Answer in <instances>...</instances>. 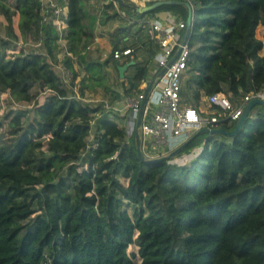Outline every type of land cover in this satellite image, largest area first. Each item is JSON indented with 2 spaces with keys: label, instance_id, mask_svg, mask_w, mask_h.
Segmentation results:
<instances>
[{
  "label": "trees",
  "instance_id": "16d2710c",
  "mask_svg": "<svg viewBox=\"0 0 264 264\" xmlns=\"http://www.w3.org/2000/svg\"><path fill=\"white\" fill-rule=\"evenodd\" d=\"M91 1L101 3V18L87 10L89 0H67L59 33L42 0H0V95L16 104L0 116V264H264L261 108L232 137L200 134L169 160L142 162L118 121L128 113L109 107L149 78L160 47L147 22L159 11L186 21L188 11L175 4L140 14ZM174 1L192 10L182 105L222 94L237 107L264 92V43L255 34L264 0ZM97 19L118 24L108 56L87 60ZM60 39L70 53L61 60ZM125 48L131 58H113ZM74 63L86 74L77 83ZM95 88L107 99L87 100ZM235 123L214 125L231 131Z\"/></svg>",
  "mask_w": 264,
  "mask_h": 264
},
{
  "label": "built area",
  "instance_id": "2783aa9c",
  "mask_svg": "<svg viewBox=\"0 0 264 264\" xmlns=\"http://www.w3.org/2000/svg\"><path fill=\"white\" fill-rule=\"evenodd\" d=\"M144 6L149 0H129ZM55 14L58 10L53 11ZM57 20L54 21V23ZM57 24V23H56ZM148 34L159 47V51L149 66V78L143 82L146 88L149 83L152 89L147 97L142 115V123L138 128L141 138V149L150 158L167 154L184 142L194 131L202 127L215 128L219 121H237L244 105L253 97H261L262 93L244 97V103L232 107L228 99L221 94L208 97L210 106L220 107V112L210 111L208 117L202 118L192 106L182 105L180 98L181 77L186 70L189 46L187 38L191 27L181 19L169 23L151 19L147 22ZM59 28V24H57ZM186 38L183 39V36ZM113 58L122 60L131 58L129 48L116 49ZM163 68L166 71L159 76ZM145 88L134 98L117 101L109 108L118 112H127V121L135 123L142 100L145 98Z\"/></svg>",
  "mask_w": 264,
  "mask_h": 264
},
{
  "label": "water",
  "instance_id": "95a60500",
  "mask_svg": "<svg viewBox=\"0 0 264 264\" xmlns=\"http://www.w3.org/2000/svg\"><path fill=\"white\" fill-rule=\"evenodd\" d=\"M114 2L120 6L122 5H126L132 9H134L136 12L140 13V14H145L148 13L154 9H157L159 7L165 6V5H183L187 8L188 11V15H187V19H186V24L187 27H191L192 25V10L191 7L189 5L188 2H179V1H174V0H157L154 1L153 3L149 4V5H144V6H140L137 4H134L132 2H125L124 0H114ZM186 38V35L183 36V39ZM133 62H130V64H132ZM129 64H125L122 66L118 67V72H119V76L120 78L124 77V72L127 69ZM166 71V68H163L162 71L160 72L159 76L163 75V73ZM152 89V84L149 83L145 89V98L142 100L139 111L137 113V117H136V121H135V135H134V141H135V147H136V154L137 157L144 163H154V162H158V161H166L169 160L170 158H173L175 156H177L186 146L187 144L193 140L196 136L200 135V134H222L225 135L227 137H232L234 135H236L238 133V131L241 129L245 119L248 117V115L250 114L252 108L254 106H259L261 108V113L264 116V95L259 97H253L251 98L243 107L242 109V113L240 115V117L238 118V120L235 123L234 129L231 131H226L221 127H215V128H210V127H202L196 131H194L184 142H182L179 146H177L175 149H173L172 151L168 152L165 155L162 156H158V157H147L142 149H141V138L140 135L138 133V128L142 123V115H143V111H144V107L146 104V100L147 97L150 93ZM264 94V92H263Z\"/></svg>",
  "mask_w": 264,
  "mask_h": 264
},
{
  "label": "rangeland",
  "instance_id": "374dc122",
  "mask_svg": "<svg viewBox=\"0 0 264 264\" xmlns=\"http://www.w3.org/2000/svg\"><path fill=\"white\" fill-rule=\"evenodd\" d=\"M51 1H54V2H56L55 0H51ZM49 0H42V3H43V6H45V5H48L49 4ZM90 8H91V6H88L87 7V10L89 11L90 10ZM92 10L95 12V14H96V17L97 18H101V3H99L98 2V4H97V8L96 7H92ZM2 21H3V19H2ZM4 22V21H3ZM15 22H16V16L14 17V19H13V25L15 26ZM118 23L117 22H115V21H111V22H109V25L108 26H106V27H104V28H107L108 27V30H103V29H100L97 25L95 26L96 27V32H97V35L100 37V41H99V43H96L95 45H93L92 47H91V49H88L86 52H85V54H84V56H85V58L87 59V60H98V59H100V60H103V59H105L107 56H108V54L110 53V51H111V46H110V44H109V41H108V32H112L111 30L117 25ZM107 25V24H106ZM16 28V27H15ZM100 30V31H99ZM0 31H1V33H3V26L1 25L0 26ZM255 34H256V37L258 38V39H261L262 40V42L264 43V27L263 26H261V25H259V26H257L256 27V30H255ZM22 43H21V41H19L14 47V49L16 50V51H18V50H20L21 49V47H22ZM24 47L25 48H28V47H30L29 46V43H26L25 45H24ZM13 48V47H12ZM57 52H58V54H59V56L61 57V59L63 58V49L61 48V46H58V50H57ZM103 54H105V56H103ZM76 66V65H75ZM54 68H55V70L58 72V74L60 75V76H62L63 78H64V80L65 81H69V77H70V73H68V75H63L62 74V70H61V68L58 66V65H55L54 66ZM76 68H77V66H76ZM65 71V70H64ZM111 74L115 77V72H114V70L112 69V72H111ZM81 78L80 77H78L77 79H76V81H75V83H77L79 80H80ZM87 91V92H86ZM85 91V98L87 99V100H89L90 102H93V103H96L97 101H99V100H101V99H107V97L103 94V93H101L100 91H98V92H96V91H93V92H91V91H89V90H86ZM209 104V101H208V99L206 98V99H204V100H201L200 102H198V104H197V106L195 107L196 108V110L199 112V114H201L203 117L204 116H206V117H208V112H210V111H212V109H209L208 108V105ZM27 104L26 103H20L19 104V106H22V107H25ZM210 105V104H209ZM15 106H16V104H12V106L10 105V101L8 100V98H7V96H6V94H1L0 95V116H3L10 108H15ZM28 106H30V105H28ZM207 108H208V110L209 111H207ZM200 115V116H201ZM119 121V123L121 124V125H125L126 126V130H127V134H128V136H134L135 135V132H136V130H135V123L133 122V121H131V120H129V121H127V120H124V119H121V120H118ZM11 122V119H8L7 121H6V123L7 124H9ZM136 250V248L134 247V246H132V247H130L129 249H128V252H133V251H135ZM139 263V262H138ZM137 263V264H138Z\"/></svg>",
  "mask_w": 264,
  "mask_h": 264
},
{
  "label": "crops",
  "instance_id": "0c3cea01",
  "mask_svg": "<svg viewBox=\"0 0 264 264\" xmlns=\"http://www.w3.org/2000/svg\"><path fill=\"white\" fill-rule=\"evenodd\" d=\"M50 2H49V4L48 5H45V6H43V12H53V11H55V10H58V13L57 14H55L54 12H53V24L56 26V28H57V24H59V28H57V30L59 31V33H61L64 29H65V27H66V19H67V0H55L56 2H54V1H51V0H49ZM149 1H154V0H149ZM97 2H94V1H91V0H89V6H91V8H90V10L92 9V7L94 6V7H96L97 8ZM114 4L116 5V3L114 2ZM99 19V18H98ZM97 19V23H96V25L100 28V29H103V30H108V27L107 28H104V27H106V26H108L109 25V22H111V21H108V22H106L105 24H102L101 22H100V20H98ZM153 19H155V20H160V21H162V22H165V23H169V22H171V21H173V20H176V19H179V18H177L176 17V15H174L173 13H171V12H169V11H159V12H157L155 15H154V17H153ZM18 20H19V16L18 15H16V22H15V26L14 27H16L15 28V30H16V33L19 35V32H18V30H17V24H18ZM55 20H57V22H55L54 23V21ZM57 23V24H56ZM107 24V25H106ZM114 29H115V27L111 30L112 32L114 31ZM100 31V30H99ZM109 33L110 32H108V35H109ZM100 39V37L97 35V32H96V27H95V29H94V39H93V41L83 50V53H85L88 49H91V47L93 46V45H95L96 43H99V40ZM30 41V40H29ZM59 46H61V48L63 49V56L65 55V54H67V55H69L70 53H66V43H65V41L63 40V39H60L59 40ZM58 53V52H57ZM103 56H105V54H103ZM57 57H58V59H60L61 60V57L59 56V54H57ZM100 60V59H99ZM77 66V68H76V66ZM74 66H75V68L80 72V75H79V77L80 78H82L83 76H85L86 74L84 73V71L81 69V68H79L78 67V64L77 63H74ZM60 67V66H59ZM61 68V67H60ZM61 70H62V74L65 76V75H68V71H64L62 68H61ZM122 79V78H121ZM143 88H145L144 87V84L143 83H141V85H140V87H139V89L140 90H142ZM96 90H94V91H96V92H98V91H100V89L99 88H95ZM146 89V88H145ZM87 92V91H86ZM101 92V91H100ZM138 93H136L135 95H133L132 97H129V96H126V97H124L123 99H121V101H123V100H125L126 98H134V97H136V95H137ZM222 95V94H221ZM204 99H206V98H202L201 100H204ZM200 100V101H201ZM199 101V102H200ZM208 106V108L209 109H212L211 108V106L208 104L207 105ZM208 108H207V111H209L208 110ZM214 111L216 110V109H213ZM120 113H123V112H120ZM127 118H128V114H127V116H126V119H124V120H127Z\"/></svg>",
  "mask_w": 264,
  "mask_h": 264
}]
</instances>
